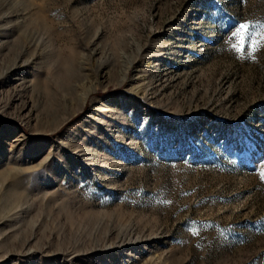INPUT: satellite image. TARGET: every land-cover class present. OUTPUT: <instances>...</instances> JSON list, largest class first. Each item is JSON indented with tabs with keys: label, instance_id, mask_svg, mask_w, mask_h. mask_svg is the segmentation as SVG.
<instances>
[{
	"label": "rangeland",
	"instance_id": "rangeland-1",
	"mask_svg": "<svg viewBox=\"0 0 264 264\" xmlns=\"http://www.w3.org/2000/svg\"><path fill=\"white\" fill-rule=\"evenodd\" d=\"M262 171L264 0H0V264H264Z\"/></svg>",
	"mask_w": 264,
	"mask_h": 264
},
{
	"label": "snow or ice",
	"instance_id": "snow-or-ice-1",
	"mask_svg": "<svg viewBox=\"0 0 264 264\" xmlns=\"http://www.w3.org/2000/svg\"><path fill=\"white\" fill-rule=\"evenodd\" d=\"M249 25L247 23H241L238 25L236 30L232 33V37L236 39V43L233 45L234 49L242 50L243 45L245 43V37L247 35V29ZM262 177H264V171L261 173Z\"/></svg>",
	"mask_w": 264,
	"mask_h": 264
},
{
	"label": "bare ground",
	"instance_id": "bare-ground-1",
	"mask_svg": "<svg viewBox=\"0 0 264 264\" xmlns=\"http://www.w3.org/2000/svg\"><path fill=\"white\" fill-rule=\"evenodd\" d=\"M166 27L168 28L167 30H172L173 28L172 27H170V23L167 21V23H166ZM155 52H160V50H155ZM160 54V53H159Z\"/></svg>",
	"mask_w": 264,
	"mask_h": 264
}]
</instances>
